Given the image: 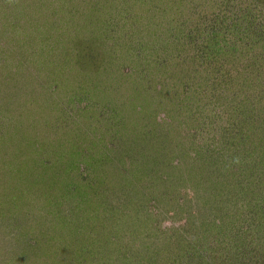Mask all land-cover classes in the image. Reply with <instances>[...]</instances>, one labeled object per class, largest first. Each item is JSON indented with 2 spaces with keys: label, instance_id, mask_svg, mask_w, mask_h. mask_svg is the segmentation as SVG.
I'll return each instance as SVG.
<instances>
[{
  "label": "rangeland",
  "instance_id": "obj_1",
  "mask_svg": "<svg viewBox=\"0 0 264 264\" xmlns=\"http://www.w3.org/2000/svg\"><path fill=\"white\" fill-rule=\"evenodd\" d=\"M221 1L0 0V264H167V240L210 217L213 167L250 103L230 99L231 116L237 80L188 79L180 55L199 46L173 34L186 6L196 28L248 12ZM256 128L247 155L264 152Z\"/></svg>",
  "mask_w": 264,
  "mask_h": 264
},
{
  "label": "trees",
  "instance_id": "obj_2",
  "mask_svg": "<svg viewBox=\"0 0 264 264\" xmlns=\"http://www.w3.org/2000/svg\"><path fill=\"white\" fill-rule=\"evenodd\" d=\"M248 2V12H242L238 4L234 5V14L238 17L234 15L232 22L224 27L220 14L215 11L204 14V25L197 24V28L192 26L195 21L191 14L194 12L190 6H186L188 14L184 24L189 28L186 26L181 35L173 34V37L179 40L175 43L180 49L188 42L199 46L198 50L193 51L191 45L184 59L180 55L182 60L189 59L191 66H195L194 70L187 71L188 79L196 81L205 70V86L209 83L213 86L219 84L218 89L224 87L226 82L237 80L239 85L235 90L243 92L226 97L225 100L232 105L227 107L228 113L234 116L232 101L236 102L234 108L241 113L239 109L242 108L237 106L240 103L239 94L252 106L249 104V110L246 108L247 111H242L241 114H246L244 121L237 123L236 119H232V123H242L240 128H244V131L259 129L256 127L262 123L264 134V0ZM241 17L244 20H240ZM223 28L230 33L222 34ZM167 40L169 43L170 39ZM201 49H205L206 53H200ZM223 52L227 54L221 56ZM212 66L214 70L209 71ZM246 80L250 84L243 89ZM205 86L201 87L203 92L207 90ZM203 97L199 96L198 102H202ZM256 103L263 107L260 104L256 106ZM241 130L236 128L233 131L229 143L231 151L225 148L226 153L220 155L221 159L218 158L213 167L212 173L223 181L214 182L212 179L207 186L214 196L208 205L210 217L203 220L193 217L185 234L167 240V264H264V152L262 155L251 152L247 155V150L242 152L244 149H240V145L250 135ZM244 154L248 157L247 161ZM220 162L229 165L219 166ZM235 202L240 207L231 213L228 205Z\"/></svg>",
  "mask_w": 264,
  "mask_h": 264
}]
</instances>
